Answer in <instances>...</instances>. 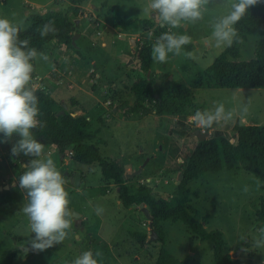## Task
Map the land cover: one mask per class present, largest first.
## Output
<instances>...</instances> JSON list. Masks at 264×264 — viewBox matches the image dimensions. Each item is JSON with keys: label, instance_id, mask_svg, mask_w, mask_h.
I'll return each instance as SVG.
<instances>
[{"label": "rangeland", "instance_id": "rangeland-1", "mask_svg": "<svg viewBox=\"0 0 264 264\" xmlns=\"http://www.w3.org/2000/svg\"><path fill=\"white\" fill-rule=\"evenodd\" d=\"M27 1L37 6L29 11L28 16L23 15V0L0 1V18L8 19L23 30L30 25L31 13L43 12V9L52 7L45 5L47 0ZM147 2L148 0H106L103 4V0H92L91 5L95 6V11L89 6L80 9L82 19L76 28L79 35L75 39L76 46L50 42L43 50V53L49 56V61L37 59L33 62L34 76L28 86L31 88L36 86L35 78H39L45 86L43 91L47 94H51L48 91L58 87L56 91L61 92L62 97L73 95L77 91V85H73V89L66 86L63 75L72 74L74 71L75 73L80 71L78 75L85 74L90 67L88 63L90 58L96 61L100 66L94 67L87 78L95 90L94 96L98 99L99 105L106 110L101 118H93L90 128L85 129L87 132L98 129L90 143L96 146L102 157L118 159L124 164H130L132 168H135L136 164L144 165L141 173L130 179L144 185L146 182L141 180L147 176L155 177L153 182L147 183L148 186L158 195L165 194L163 196L167 198V194L172 193L175 188L182 158L187 156L189 149L196 143L194 130L197 127L189 121L188 117L191 115L183 119L165 116L158 120L151 112L140 117L142 115L140 108L136 112L132 111L135 97L129 87L135 78L143 77V73L139 69L137 59L132 56L127 38L134 39V50L147 43H151L152 47L155 42L153 27L145 28L141 22L152 19L154 26L159 23L158 19L143 12ZM232 3L233 0H213L205 6L201 20L194 23L185 22L181 27L172 29L177 34L189 35L191 43L183 46L180 55L170 53L165 64L154 62L155 67L152 68L160 69L155 70L153 77L160 90L167 87L166 80L190 84L194 87L195 104L203 111L212 109L218 103L224 104L226 111L235 110L231 120L214 123L209 128H199L200 133L203 132L206 137L221 133L230 138L241 124L249 122L264 124L263 88H207L199 83L193 85L202 79V71L227 47L216 46L212 37V24L217 18L228 13ZM111 6L117 8V15L122 20L132 21L126 31L115 26ZM97 19L99 24L96 26ZM160 27L168 31L167 26ZM95 28L102 33L97 34ZM257 40L258 34L252 31L247 39L240 43L241 60L252 57ZM100 42H106L103 48L99 47ZM184 52H192L197 59L186 58ZM99 56L103 58L100 63L97 61ZM96 72H99V77H95L94 83L93 75ZM166 75L169 78L165 79ZM55 80L58 84H55ZM80 87L84 86L80 84ZM57 92L50 96L56 99ZM115 103L120 105L118 114L112 112ZM144 104L147 106L146 102ZM245 104L248 105V112L241 116L240 107ZM161 138L163 139L159 141ZM156 141L160 143L158 145L164 144L165 153H161L157 162L147 161L149 150L156 145ZM171 141L178 146V156L168 168L165 165L160 168L159 164L166 162L164 157L170 149ZM3 147H7V144L0 143V171L10 168L16 176L17 172L12 167L8 151ZM48 155L46 152L40 159L47 160ZM64 161L68 166L62 165ZM54 164L66 180L64 187L69 196L68 208L82 216V226H76L72 217L71 227L66 230L68 235L61 244L43 252L29 251L25 254L26 241L34 236L30 231L28 218L20 211L23 204L27 203V198L23 190L18 193L15 186L7 188L5 184L11 185L12 181L2 182L6 179V174L0 173V264H3V258L14 247L18 248L19 252L12 264H72L75 258L88 250L93 252L98 264H152L159 247L158 242H155L156 238L150 239L148 244L140 248L130 235L131 231H141L149 236L150 229L145 213L140 208L123 207L118 202L115 186L111 181L101 178L96 165L90 167L77 165L66 156ZM74 167L78 172L87 170L91 172L95 168L99 174L90 180L91 184L74 187L65 174L67 170H75ZM136 169L138 167L133 171ZM245 187L248 189L247 192L244 191ZM189 188L198 192L197 197L192 196L188 203L192 214L196 221L203 223L206 230L221 232L224 251L230 256L237 252L234 258H237L240 264H264V247L255 246V241L260 238L259 230L264 227V221L258 226H255L254 221L256 212L260 210L261 204L264 205V183L256 175L247 172L241 164H237L231 170L205 173L191 182ZM97 205L104 209L101 215L94 212ZM159 226L163 233L164 246L175 258L182 260L187 257L188 264H215L210 240H199L187 225L172 219L160 222ZM246 236L248 246L243 250ZM97 251L102 255L96 257Z\"/></svg>", "mask_w": 264, "mask_h": 264}, {"label": "trees", "instance_id": "trees-1", "mask_svg": "<svg viewBox=\"0 0 264 264\" xmlns=\"http://www.w3.org/2000/svg\"><path fill=\"white\" fill-rule=\"evenodd\" d=\"M87 0H68V7L58 10H45L44 12L31 13L29 16L30 25L26 29H20L19 38L30 39V47H35L39 52H43L45 47L52 41L62 45L70 44L71 35L74 33V24L68 12L75 14L77 5ZM234 2V0H233ZM103 0V4H105ZM114 11L115 26L126 29L132 21L122 20L117 15V8L111 6ZM49 20L54 21V27L58 30L56 34H49L41 38L37 29ZM145 28L153 27L154 38L157 39L166 32L159 24L154 26L152 19L141 21ZM239 39L231 46H227L211 64L201 73L202 79L199 83L207 88H263L264 89V0L248 10V13L235 25ZM255 31L258 40L254 46L252 57L248 60L240 59L239 46L245 41L248 35ZM137 46V43H136ZM72 47V46H71ZM132 56L137 59L139 69L143 77L135 78L129 89L135 97L132 111L139 108L141 114L153 112L155 115L176 116L183 119L188 115H193L197 110L194 101V87L174 80H169L167 87L160 90L154 82L155 73L151 70V43L135 49ZM32 76H34L32 74ZM167 76V75H166ZM165 76V79H166ZM29 87V86H28ZM32 90V89H31ZM38 96V108L40 115L38 120L45 122V127L32 130L34 138L44 146L43 154L47 148L55 146L62 157L67 151H71L68 157L73 163L90 167L96 165L99 168L101 178L111 181L116 187L117 198L120 204L125 207L138 208L142 204L147 210V220L150 228L155 232L159 247L155 260L152 264H188V258L179 260L175 258L164 246V237L159 223L172 219L188 226L199 240H210L212 243V259L215 264H240L237 258H232L224 251V240L218 230H206L202 222L196 221L189 206L191 197H197V190H191L189 184L196 181L205 173H218L221 170H231L237 164L256 175L264 183V124H241L230 138L221 133L206 137L189 149L187 156L182 158V163L178 171L182 172L181 179L168 198H162L150 189L139 186L134 193H129L125 182L129 178H123L125 173L123 165L110 158L102 157L95 145L89 140L93 137L86 132L87 120L83 116H72L70 112L62 109L59 104L44 91L40 89L32 90ZM157 95V96H156ZM146 102L147 106L144 105ZM54 106L60 107L58 114L54 111ZM17 137L14 135L7 147H3L11 159L12 167L16 170V178L25 170V166L32 159L21 154L18 157L11 155V143H15ZM169 154L172 158L178 156V146L175 142L169 144ZM42 154V155H43ZM78 171V170H77ZM79 186L83 184V172ZM205 219H203V222ZM255 226L264 221V205L255 215ZM130 235L140 248H143L151 239L141 231H131ZM248 242H244V249ZM19 252L14 247L3 258V264H12L13 259Z\"/></svg>", "mask_w": 264, "mask_h": 264}, {"label": "clouds", "instance_id": "clouds-1", "mask_svg": "<svg viewBox=\"0 0 264 264\" xmlns=\"http://www.w3.org/2000/svg\"><path fill=\"white\" fill-rule=\"evenodd\" d=\"M213 0H148L143 12L158 19L168 31L162 33L152 44L151 59L157 63L167 62L169 54L180 55L183 46L191 43L187 34H177V29L185 22H197L203 18L205 6ZM262 0H234L226 15L212 24V37L217 47L231 46L239 39L235 25L248 13L251 7ZM19 27L6 18H0V143H11V155L21 154L32 159L19 176L18 186L23 190L27 203L20 211L28 218L30 231L34 236L26 241L25 254L29 251L43 252L61 244L71 227L72 213L68 208L69 196L65 190L66 180L57 171L52 159L42 160L44 146L34 138L32 130L43 129L45 122L38 120V96L28 85L34 72V61H49V56L30 47V39L19 38ZM41 38L56 34L54 21L49 20L37 29ZM188 59H197L192 52H184ZM54 69V65H52ZM248 105L240 107L239 114L246 115ZM235 110H225L222 103L209 110H197L188 117L198 128H209L214 123L233 118ZM258 187L260 182H257ZM247 192V187L244 188ZM104 209L97 205L94 212L101 215ZM260 238L255 241L257 248L264 247V227ZM102 254L97 251L96 257ZM72 264H98L91 250L82 252Z\"/></svg>", "mask_w": 264, "mask_h": 264}, {"label": "crops", "instance_id": "crops-1", "mask_svg": "<svg viewBox=\"0 0 264 264\" xmlns=\"http://www.w3.org/2000/svg\"><path fill=\"white\" fill-rule=\"evenodd\" d=\"M0 1H3V0H0ZM91 1L92 0H87V1H85V2H82V3H80V4H78L77 5V7H78V9H77V11H76V13L75 14H73V13H71L70 11L68 12V15H69V17H70V19H71V22L74 24V27H75V29H74V33L75 32H77L78 30L76 29L77 28V26H79L80 25V22H81V19H82V16L80 15V13H81V8H86L87 6H89V7H92V8H94L95 6H93V5H91L92 3H91ZM105 2H106V0H105ZM22 5H23V15L24 16H28V13H29V11L31 10V9H34L35 7L37 8V6L36 5H34V3L33 2H28L27 0H23V3H22ZM45 5H51L52 7L50 8L51 10H58V9H65V8H67L68 7V0H65V1H62V0H47L46 2H45ZM26 7V8H25ZM48 10V9H47ZM88 10V9H87ZM94 11H95V8L93 9ZM45 10L43 9V12H44ZM114 21V20H113ZM95 24H96V26L99 24V22H98V19H97V22H95ZM159 24V26H161L160 25V23H158ZM95 26V27H96ZM130 26V25H129ZM117 28H119V26H116ZM97 28V27H96ZM96 28H95V30H96ZM122 28V27H121ZM123 29V31H126V29H128V27L126 28V29H124V28H122ZM110 30L112 31V27H110ZM96 33L97 34H100V33H102V31L100 30V31H97L96 30ZM128 39V47H130L131 48V52H132V47H131V45H130V38H127ZM96 42V41H95ZM125 41H123V43H124ZM105 44H106V42H100V46L99 47H101V48H103L104 46H105ZM45 49H46V47H45ZM44 49V50H45ZM132 53H134V52H132ZM103 60V58H101L100 56L97 58V61L100 63L101 61ZM89 65H90V67H89V70H88V72H86L85 74H79L78 75V73H80V71H78L77 73H75V71L72 73V74H64L63 76H64V78H63V82L65 83V85L67 86H70V88L71 89H73V85H77V88H76V93L75 94H73V95H71V94H68V95H64L63 97H62V95H61V92H57L56 90H57V88H53L51 91H48L49 93H53L54 94V92H57L56 94H57V98L56 99H54L53 97H51L50 95L51 94H48L53 100H54V102L55 103H57V104H59L60 105V107L62 108V109H65V110H67L68 112H70L71 113V115L72 116H83L86 120H87V126L85 127V129L86 128H90V126H91V122H92V120H93V118H96V119H99V118H101L100 116L101 115H103L104 114V112H105V110H106V108L105 107H103V106H100L99 105V103H98V99L94 96V93H95V90L94 89H92V87H91V84L89 83L90 82V79H88L87 78V75H89V73H92V71H93V69H94V67H96V66H100V65H97V63H96V61H94L93 59H91L90 58V60H89ZM165 64V63H164ZM152 65H153V67H151V70H152V68H154L155 67V64H154V61L152 60ZM151 65V66H152ZM162 69V68H161ZM155 70H158V71H160V69H154V70H152L154 73H155ZM74 73H75V75H74ZM164 73V72H163ZM168 73H169V71H168ZM168 75V74H167ZM169 75H171V73L169 74ZM94 78H93V81L92 82H96V79H95V77L96 78H98L99 77V72H96V73H94ZM167 78H169L168 76H166ZM79 84V85H78ZM80 84H81V86H84V87H80ZM114 85V84H113ZM68 89V88H67ZM71 89H69V90H71ZM116 93V92H115ZM118 99H119V96L117 97ZM117 99V101L118 102H120L119 100ZM117 102V103H118ZM106 103H107V101H106ZM117 103H115V105L113 104V107H112V112H114L115 114H118V112L120 111V108H119V104H117ZM62 105H64V107L62 106ZM145 105V104H144ZM100 106V107H99ZM60 107H58L57 106V109L55 110V106H54V111H55V113L56 114H58L61 110H60ZM151 113H153V112H151ZM143 116H146L145 114H142L140 117H143ZM152 116L154 117V118H157L158 120H161L160 118H164L165 116H162V115H156L155 116V114H152ZM108 116L106 115V118H107ZM161 123V122H160ZM94 131V132H93ZM87 132V131H86ZM98 132V129H94V130H92V131H89L88 133H90V134H93V133H97ZM95 134H93L92 136V138L89 140V142L91 141V140H93L94 139V135ZM208 137V136H207ZM171 138V137H170ZM163 138H161V139H159V141L160 140H162ZM170 140V139H169ZM171 142H174V141H171ZM170 142V143H171ZM169 143V144H170ZM92 144V143H91ZM158 144H160V143H158L157 141H156V145H154L153 147H151V149L149 150V157H148V159H147V161H152V162H157V160L160 158V156H161V153L163 154V153H165V149L163 148V146H164V144L163 145H158ZM167 145H168V143H167ZM158 147H159V149H158ZM156 148H157V150H156ZM162 149H163V151H162ZM47 153L49 154L48 155V159L50 158V159H52L54 162H59V159H61V156H60V154H59V151H58V148L57 147H55V146H50V147H48L47 148ZM140 154L142 153L141 151L139 152ZM165 156L166 157H164L165 159H166V162H164V163H160L159 165H160V168H161V166H167V168H168V166H169V164L172 162V161H174V159L175 158H172L171 156H170V154H169V152L167 153V154H165ZM67 157V156H66ZM68 158V157H67ZM69 159V158H68ZM114 160H116V161H118V162H120L122 165H123V167H124V170H125V173H128V172H131V171H133V169H135L136 167H138V168H140V173H141V171H142V169H143V167H144V165H141V164H136V166H134L135 168H132V166L130 165V164H124V162H122V161H119L118 159H114ZM177 160H179V159H177ZM61 164V163H60ZM62 165H67L68 166V163L66 162V161H64L63 162V164ZM74 166V165H73ZM180 166V165H179ZM159 168V169H160ZM74 169L76 170H72V169H70V170H67L66 172H65V174H66V176H67V178H68V180H70V177L75 173V172H78L77 171V169L74 167ZM97 170V169H96ZM178 172V171H177ZM0 173H1V175H2V173H4V174H6V179H3L2 180V182H6V181H8V182H11L12 181V183H11V185H8V184H5V186L7 185V188L9 187V186H15L16 187V189H17V191H18V193H21L20 191H22L21 189H19V186H18V179L16 178V176H14V174H13V172L11 171V169L9 168V170H5V169H3V170H1L0 171ZM98 174H99V171H95V168H93V170L91 171V172H88V170L87 171H83V177H84V179H83V184H85V185H89V184H91V182H90V180H92L93 178H96L97 176H98ZM4 176V175H3ZM154 178L155 177H149V176H147L144 180H141V181H143V182H146V184L147 183H151V182H153L154 181ZM80 180H81V177H80ZM108 182H110V181H108ZM125 184H126V186H127V189H128V192L129 193H134L135 192V190L139 187V186H144V187H146V188H148V189H150V187L148 186V184L146 185V184H144V185H140L139 183H137L134 179H128V181L127 182H125ZM114 185V184H113ZM116 188V187H115ZM152 192H154L153 191V189H150ZM156 193V192H155ZM158 194V193H157ZM163 195H165V194H163ZM163 195H159V196H161L162 198H164V197H166V196H163ZM168 195V197L171 195V193L170 194H167ZM167 197V198H168ZM118 202H120L119 200H118ZM132 209H134L133 207H131ZM145 208V207H144ZM79 216H80V218H81V222H82V220H83V218H82V216L79 214ZM74 219V218H73Z\"/></svg>", "mask_w": 264, "mask_h": 264}, {"label": "water", "instance_id": "water-1", "mask_svg": "<svg viewBox=\"0 0 264 264\" xmlns=\"http://www.w3.org/2000/svg\"><path fill=\"white\" fill-rule=\"evenodd\" d=\"M79 35H78V33L77 32H75V33H73L72 35H71V38H70V44H71V46L72 47H75L76 46V44H75V39L78 37ZM130 45L132 46V52H134L135 50H134V39L133 38H130ZM131 61V60H130ZM129 61V62H130ZM157 96V95H156ZM63 107H64V105H62ZM252 122H249L248 124H251ZM194 135L197 137V139L199 140V141H201V140H204L205 138H206V135L203 133V132H201L200 133V131H199V128L197 127L195 130H194ZM180 160V159H179ZM140 173V168H138V169H136V170H134V171H132V172H130V173H124L123 175H122V177L123 178H132L134 175H137V174H139ZM181 175H182V172L181 171H179L178 173H177V176H176V184H178L179 183V181H180V179H181ZM80 177H81V174L79 173V172H75L71 177H70V182H71V185L72 186H74V187H78L79 186V182H80ZM138 208H140L144 213H145V215H146V217H147V215H148V213H147V210H146V208H144L143 206H142V204H139L138 205ZM71 213H72V217L74 218V224L76 225V226H79V227H81L82 226V222H81V218H80V216H79V214L77 213V212H75V211H72L71 210ZM148 228L150 229V238L151 239H155L156 238V234H155V232L150 228V222L148 221ZM247 236H246V241H247ZM237 253V252H236ZM236 253H233V254H231V257L232 258H234V255L236 254Z\"/></svg>", "mask_w": 264, "mask_h": 264}, {"label": "built area", "instance_id": "built-area-1", "mask_svg": "<svg viewBox=\"0 0 264 264\" xmlns=\"http://www.w3.org/2000/svg\"><path fill=\"white\" fill-rule=\"evenodd\" d=\"M36 79H37V82H36L37 84H35L36 86H33L32 88L30 87V88H31L32 90H34V89H40V90L43 91V90L45 89L44 84L40 81L39 78H35V80H36ZM55 84H58V81L55 80ZM107 103H108V102H107ZM71 154H72L71 151H67V152H66V156H67V157H70Z\"/></svg>", "mask_w": 264, "mask_h": 264}]
</instances>
